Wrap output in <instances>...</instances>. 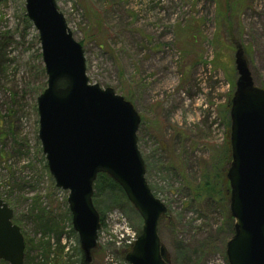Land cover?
I'll use <instances>...</instances> for the list:
<instances>
[{"label":"rangeland","instance_id":"rangeland-1","mask_svg":"<svg viewBox=\"0 0 264 264\" xmlns=\"http://www.w3.org/2000/svg\"><path fill=\"white\" fill-rule=\"evenodd\" d=\"M56 2L84 48L90 84L129 96L141 117L138 147L147 182L168 208L159 235L170 262L228 264L221 216L190 205L188 189L212 152L230 143L224 106L236 91L238 48L264 89V0ZM42 69L26 0H0V199L28 243L24 264H46L33 241L56 253L62 248L64 262L76 263L82 254L69 194L56 187L39 140L37 101L47 88ZM115 197L102 195L95 206L105 223L92 264H129L126 254L141 234L138 212ZM49 217L59 235L41 227L38 218ZM201 245L206 251L198 256Z\"/></svg>","mask_w":264,"mask_h":264},{"label":"water","instance_id":"water-1","mask_svg":"<svg viewBox=\"0 0 264 264\" xmlns=\"http://www.w3.org/2000/svg\"><path fill=\"white\" fill-rule=\"evenodd\" d=\"M26 14L39 34L47 76V88L37 101L39 140L56 187L69 194L83 264L92 263L98 247L101 216L93 197L100 174L122 188L143 220L126 261L170 264L159 235L168 208L146 179L137 138L140 115L112 88L90 84L84 48L74 38L56 0H26ZM236 72L230 104L232 162L227 173L235 225L226 256L229 264H264V90L256 86L239 48ZM13 219L14 211L0 199V261L24 264L25 238Z\"/></svg>","mask_w":264,"mask_h":264},{"label":"trees","instance_id":"trees-1","mask_svg":"<svg viewBox=\"0 0 264 264\" xmlns=\"http://www.w3.org/2000/svg\"><path fill=\"white\" fill-rule=\"evenodd\" d=\"M43 75H45V70L42 69ZM127 100L129 101V96H127ZM224 112L227 115V118H230V99L228 103L224 106ZM223 148L217 152H212L209 162L207 165L203 166L201 169V173L199 178L192 182L193 186L188 190L190 191L189 198L191 200L190 205L194 207H205V211H217L219 216H221L223 220V227L226 233L225 240L223 244L226 246L228 239H230L234 235V219L230 213V185L227 180V171L232 161L231 158V147L229 140L226 141ZM116 195L115 199L122 200L127 204H130L125 193L122 188L113 181L106 174H100L95 182V194L93 197V201L95 206L99 205L98 200L101 199L102 195ZM71 215V214H70ZM169 215V212L167 216ZM165 216L162 220L167 219ZM38 221L41 223V227L47 229L48 231L57 232L56 234H60V228L57 223L54 222V218L49 217L46 221H41L38 218ZM105 218L101 216V225L104 226ZM59 228V229H58ZM224 233V234H225ZM28 250V243H26ZM31 247L35 250L41 252L45 256L46 264H67L64 262V250L60 248V250L56 253L52 251V247L46 244L45 242H32ZM205 245H201L195 252L199 256V253L202 255L205 253ZM58 255L59 258L52 260L50 262L51 255ZM194 253V255L196 256ZM189 259V258H188ZM167 261L170 264V259L168 257ZM175 264H185L180 260L174 259ZM62 262V263H61ZM2 263V262H1ZM68 264H81V259L76 262H68Z\"/></svg>","mask_w":264,"mask_h":264},{"label":"flooded vegetation","instance_id":"flooded-vegetation-1","mask_svg":"<svg viewBox=\"0 0 264 264\" xmlns=\"http://www.w3.org/2000/svg\"><path fill=\"white\" fill-rule=\"evenodd\" d=\"M1 263V262H0ZM3 263V262H2ZM82 264H83V262H82Z\"/></svg>","mask_w":264,"mask_h":264}]
</instances>
